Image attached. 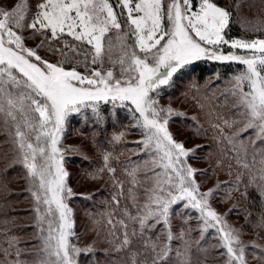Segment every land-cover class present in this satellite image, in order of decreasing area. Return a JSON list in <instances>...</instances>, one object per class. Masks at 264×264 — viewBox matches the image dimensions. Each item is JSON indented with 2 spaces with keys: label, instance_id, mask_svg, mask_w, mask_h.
<instances>
[{
  "label": "snow or ice",
  "instance_id": "obj_1",
  "mask_svg": "<svg viewBox=\"0 0 264 264\" xmlns=\"http://www.w3.org/2000/svg\"><path fill=\"white\" fill-rule=\"evenodd\" d=\"M35 7L37 11L27 24L28 0H21L10 11L0 7V112L6 111L15 122L22 162L29 175L38 180L39 191L33 195L38 205L46 206L38 224L53 217L47 220L48 235L43 238L42 251L48 259L40 264H77L75 257L81 249L71 244L72 210L65 202L73 193L66 185L68 173L58 158V144L69 114L90 108L98 116L101 102H119L122 107L130 102L139 113L137 126L147 130L140 143L145 149L154 148L158 156L153 169L160 171L153 170L154 185L145 190L147 201L139 209L142 215L131 217L139 223L141 238L148 229L160 232L157 225L167 228L163 235L169 243L157 245L159 236L144 240L145 250L154 254L150 264H166L172 251L170 242L184 238L183 231L177 237L171 229V217L177 211L173 205L177 204L198 210L201 236L216 228L220 246L226 249V264H247L239 234L211 208L213 191L200 192L193 179L195 170L182 159L189 156V150L174 140L167 129L168 120L161 117L162 112L171 114L172 110L157 108V100L150 93L168 84L178 69L194 60L207 57L237 62L245 66L235 77L247 118L245 130L255 128L264 139V39L226 40L224 31L231 13L215 0H116L120 13L110 0H42ZM124 10L127 16L122 24ZM25 28L41 35L39 47L56 41L60 46L49 45V51L58 53L61 60L50 63L25 47V37L16 31ZM222 43L244 54L234 51L224 55L217 47ZM65 64L73 66L66 69ZM104 159L107 163L109 157ZM130 175L135 182V170ZM120 223L127 229L123 221ZM136 234L134 229L132 235ZM131 243L125 231L119 248ZM136 255L132 264H137Z\"/></svg>",
  "mask_w": 264,
  "mask_h": 264
},
{
  "label": "trees",
  "instance_id": "obj_2",
  "mask_svg": "<svg viewBox=\"0 0 264 264\" xmlns=\"http://www.w3.org/2000/svg\"><path fill=\"white\" fill-rule=\"evenodd\" d=\"M40 1L30 0V5L35 6ZM215 2L231 13L225 29L227 34L243 37L244 33L253 32L262 36L264 0ZM110 3L120 13L116 0H110ZM240 68L241 65L198 61L175 73L170 82L160 86L154 94L167 101L169 106L177 104L187 112L185 116L172 115L170 124L186 141L200 144L203 153L200 163L208 165L206 175L201 177L210 181L217 177L223 179L220 192L224 194H218L229 201L228 204L233 203L231 215L245 239L264 247V196L255 184L261 173L257 170L264 168L261 163L264 143L256 145L262 147L254 154L256 159L251 156L243 159L235 153L227 135L233 130L241 111L236 94H233L236 87L234 75ZM5 120L0 113V264H37L40 260L39 239L28 173L25 166L15 160V148ZM137 120L139 117L129 103L122 107L116 102L115 105L100 106L98 116L90 109H83L65 121L66 139L75 136L78 145L76 154L66 158L70 181L82 189L72 198L79 206L77 214L82 226L79 235L85 242H93L90 251L81 254L80 264H132L134 253L137 254V264L145 259L150 264L154 254L150 249L145 250L144 240L159 236L155 240L157 245L169 243L163 235L167 231L163 224L157 225L160 232L148 229L141 238L139 223L131 218L142 215L139 209L147 201L145 190L154 179L153 170L158 171L153 169V154L140 143L146 137L145 130L137 126ZM249 134L254 138V131L242 134V145H249L243 138ZM106 155L109 157L107 163ZM253 160L256 163L254 170L250 167ZM133 170L135 182L130 175ZM173 208L177 211L171 218L172 233L179 237L183 231L184 238L170 242L172 251L166 264H225L220 247L211 242H199L201 223L196 213L190 208H181L179 204ZM120 221L127 225V229ZM134 229L135 236L132 235ZM125 231L132 243L120 249ZM199 244L206 245L207 253L198 251ZM202 252L210 255L211 260L202 258ZM214 256H219L222 261L214 262Z\"/></svg>",
  "mask_w": 264,
  "mask_h": 264
},
{
  "label": "rangeland",
  "instance_id": "obj_3",
  "mask_svg": "<svg viewBox=\"0 0 264 264\" xmlns=\"http://www.w3.org/2000/svg\"><path fill=\"white\" fill-rule=\"evenodd\" d=\"M40 2H42V0ZM19 3H21V0H0V7L4 8L5 10H9L10 11V10H12L14 8L15 5H17ZM28 4H29V15L26 18V21H25L26 24L31 20L32 15L37 11L35 6H31L30 5V0H28ZM119 10L121 12V8H119ZM126 16H127V11L124 10L123 21H124V18H126ZM16 31H17V33L19 35H22L23 37H25V40H24L25 47H28V48H31V49L37 51V54L40 55L45 60H47L48 62L57 63V62H59L61 60V56L58 53L56 55H53L49 51V45H53V46H57V47L60 46V45H57L56 41L49 40L48 44H45L44 47H39V45L41 44V40H42V37H41L40 34L37 33V34L33 35V30L30 29V28H25L24 30H16ZM262 33H263L262 36H256V35L253 34V32H251L249 34L244 33L243 37L242 36L238 37L236 35L235 36H231V35L227 34L224 31V36H225V39L228 40V41H231V40H234V39L254 40V39H264V31ZM65 39H69L70 40L71 38L70 37H65ZM128 43L131 44L132 40H129ZM205 47H208V46L205 45ZM217 47H218L219 51L222 54H224V55H228V54H230V53H232L234 51L237 52L238 54H244L243 52H241V50L232 49L229 44H223L222 43V44H220ZM198 61H207V62H212V63L227 64V65H229V64L241 65V64H239L237 62H234V61H218V60H214V59H210V58L204 57V58H201L199 60H194L191 63L184 65L182 68L178 69L177 72L181 71L184 68L190 67L191 65H193L194 63H196ZM72 66H73V64H65L64 65V67L66 69L67 68H71ZM106 67H108V65H106ZM244 69H245V66L241 65V68L234 75V80H235L236 76L240 75V73L242 71H244ZM79 71L83 72L84 69L81 67V68H79ZM17 75H19V74H17ZM174 75H175V73L173 74V76ZM170 80H169V82H170ZM161 86H164V85H161ZM233 89L235 90L234 92L236 93V97H237L236 99H237V101L239 103L241 111H239V118L236 121L233 130L231 131V133L227 134L228 135V139H229L231 147L233 148V150L235 151V153L239 157H241V158L243 157V159H245L246 157L251 156L252 158L256 159L254 154L262 149V147H257L256 145L259 144V143H264V139L259 138L258 130L255 129V128H248L247 130H245V125L247 123V118H246V115L244 114V110H243L242 106L240 105L239 89H237L236 87H234ZM244 90L245 91L248 90L246 84L244 86ZM150 95L153 96L157 100V105H156L157 108H162V109H165V110H167V109H171L172 110L171 114H169L167 111L162 112L161 113V117L162 118H166L168 120L167 129L172 134L174 140L176 142L183 143L185 149L189 150V152H190L189 156L186 157V158H182V159L186 160L187 165L195 170V175H194L193 179L195 180V182L198 185H200V192L201 193L208 192L209 190L213 191V195L209 199V204H210L211 208L214 211H216L217 214L220 215L223 218V220L226 222V224L230 228L235 229L237 231V233L239 234V239L242 242V245L245 247V259H246L247 264H264V259H261V257H264V247L259 245V244H257V243H255V242H251L250 239H245L244 235L242 234V231L240 230L239 224L236 222V220L231 215V208L232 209L234 208L233 203L228 204L227 202H229V201H225L218 194V193H220V194L223 193L224 194V192H220L221 191V187L220 186L222 185L223 179L220 178V177H217L214 181H210L207 178L204 179V178L201 177L202 174L206 175L205 170H206L208 165L207 166L206 165L203 166L200 163L201 156L203 155V153L200 151V144L190 142V140L186 141L184 139V137L178 135L175 132L174 126H172V124H170V117L172 115L177 114L178 116H185V115H188L187 112L184 110V108L178 106L177 104L169 106L167 101H165L162 98L157 97L154 94V91L152 93H150ZM109 103H112V102H109ZM117 103H119V102H117ZM125 103H129L130 104V102H125ZM104 104L105 103L101 102L100 106H102ZM6 107L7 106L5 105V108ZM132 107H133V110L135 111L134 106H132ZM90 111H91V109H90ZM0 113L3 115V117L6 118L5 121H6L7 125H8V127H9V131H10L9 133H10V136H11V139H12L13 147L15 148V154H16L15 155V160H17L19 163L24 165L23 162H22V157L20 155L17 143H16L15 122L9 116H7L6 111L5 112H0ZM72 114L77 115V113L74 112V113L69 114V116L72 115ZM137 115L139 117V113H137ZM139 119H140V117H139ZM144 130L147 131L146 129H144ZM66 131H67V126L64 124V130H63V132L61 134L60 142L58 144V147L61 149V152L58 155V158L61 159L62 167H63L64 171L68 173L67 177L65 178L66 179V185H67V187L72 189V193H73L70 197H67L65 202L67 203V206L72 210L71 219L73 221V229H72V231L74 232V235H72L70 237V241H71L72 245H74L75 247L81 249L80 253L78 255H76V257H75L77 264H80V256H81V254L87 253L88 251H85V250L86 249H91L93 247V242L92 243H87L79 235L81 233V230H82V226L80 225L81 224L80 223V219H79L78 214H77V211L79 210V206L73 201L72 198L75 196V194L80 193V191H82V189L81 188H77L75 186V182L74 181H70V179H69V177H70V169H69L67 158H66L67 155L76 154V150H77V146L78 145L76 143V137L75 136L71 137V139H66V137L64 135L66 133ZM248 131H250V132L254 131V138L251 136V134L247 135V136H250L249 138L247 136L243 137L249 143V145H242V142H241V138L242 137H241V135L247 133ZM149 150L153 154L152 155L153 159H157L158 160V156L156 155L155 149L150 146ZM39 162L40 161L38 160V163ZM255 166H256V163L253 160L251 162V164H250V167L254 170ZM261 168H259V170H257V171H259L261 173L257 175L258 178L255 181V184L257 186L256 188L260 189L262 191L261 193L264 196V180L261 179V176L264 175V172H262ZM262 169H264V168H262ZM26 170H27V173H28V169L27 168H26ZM157 170L160 171V169H157ZM254 175H253V179H255ZM28 183H29L28 184V188H29V190L31 192V195H32V198H33L32 199L33 200V210H34V213H35L34 220H35V226H36V229H37V232H38V239H39L38 256H39L40 260L38 261L37 264H40V262L42 260L48 259L47 254L44 251H42L43 238L48 235V232H47V227H48L47 220L53 219V217H51V216L47 217L45 219V222L43 223V225L38 224V216L41 215L45 211L46 206L43 205V204H40V205L37 204L36 198L33 195V193L39 191L38 180H36L35 178L31 177L29 175V173H28ZM153 185H154V179L151 181V185H150L149 189L152 188ZM38 207L40 209L39 213L37 211ZM54 208H55V206H53V209ZM190 209L193 210L196 213V215L198 216V219H199L200 214H199L198 210L192 209V208H190ZM54 215L56 216V221L58 222V214L54 213ZM199 221H200V219H199ZM200 223H201V221H200ZM41 226L44 228L43 232H41V230H40ZM202 227L203 226L201 224V226H200V228H201L200 230L201 231H202ZM217 227H219V225ZM199 239H200L199 242H203L204 244H207V243L209 244V242H211V243H213L214 246L220 247L221 254L223 253L225 255L224 263L226 264V261L228 259L227 254H226V249H224L223 247L220 246V243H221V241H220V233L217 232L216 228H209L207 231H205L203 233V236H201V232H200ZM199 246H200V248L199 249L197 248L198 251H205L207 253L206 245L202 246L201 244H199ZM203 257H209V259L211 260V256L210 255L205 254V253L202 252V258ZM215 260L222 261V258H220L219 256H214V262H215ZM207 264H209V262Z\"/></svg>",
  "mask_w": 264,
  "mask_h": 264
}]
</instances>
